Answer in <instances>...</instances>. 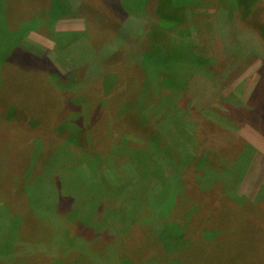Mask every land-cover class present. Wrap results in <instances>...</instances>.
I'll return each mask as SVG.
<instances>
[{"label": "rangeland", "instance_id": "1", "mask_svg": "<svg viewBox=\"0 0 264 264\" xmlns=\"http://www.w3.org/2000/svg\"><path fill=\"white\" fill-rule=\"evenodd\" d=\"M119 1L0 9V264H264V94L249 111L264 78V0ZM178 42L192 61L172 53L179 72L154 64L141 85L144 53ZM91 61L106 70L99 83L81 80ZM139 101L152 145L130 124ZM230 110L237 143L220 135ZM200 152L201 171H187ZM217 191L242 208L224 210L234 221L256 219L211 241L202 233L228 230Z\"/></svg>", "mask_w": 264, "mask_h": 264}, {"label": "trees", "instance_id": "2", "mask_svg": "<svg viewBox=\"0 0 264 264\" xmlns=\"http://www.w3.org/2000/svg\"><path fill=\"white\" fill-rule=\"evenodd\" d=\"M123 1V5L122 6H125L126 5V3L128 2V3H130L132 0H127V1H125V0H122ZM122 1H119V2H122ZM174 1H176V0H174ZM174 1L172 2V1H170L171 3H170V5L172 6V5H174L173 3H174ZM183 1H186V0H183ZM147 2V0H139L138 1V3L141 5V7H143L144 6V4ZM242 2V1H241ZM0 4L2 5L1 7H0V9H4L5 7V5H7L8 6V3H7V0H0ZM169 4V3H168ZM244 4H245V2H244ZM127 6V5H126ZM261 7L260 8H264L263 6H264V4H261L260 5ZM8 7H10V6H8ZM175 7V6H174ZM244 8H246V7H242V11L244 10ZM247 9H249V8H247ZM257 9H259V8H257ZM1 11V10H0ZM241 11V12H242ZM247 11H249V13L250 12H252V9H249V10H247ZM3 14H4V12H3ZM2 13H0V31H2L3 30V24H4V20H3V17L5 16V15H3ZM50 15H52V16H54L53 14H50ZM163 16V15H162ZM171 16H174V15H171ZM170 16V17H171ZM41 18V17H40ZM164 18H166V19H170V18H167V17H164ZM32 21L33 22H39L40 21V19L39 18H37V19H34V20H31V21H29V22H25V23H22V25L25 27L26 25L28 26V25H30L31 23H32ZM162 25V24H161ZM235 26V25H234ZM23 30V29H22ZM22 30H20V31H22ZM110 30H112L110 27H107L106 29H105V31H107V32H105L104 31V33H108ZM18 31V30H17ZM256 31H257V33L260 35V38L264 41V26H261L260 25V27H258L257 29H256ZM16 32V31H15ZM1 33V32H0ZM179 44H180V46H170V45H168V46H166L165 48H163V47H161L160 45H158V46H153V48H149V51H147V53L145 54L144 53V56H143V58H142V64L145 66V63H146V61L148 62V65H150V66H152V67H149L148 68V66L147 67H144V66H142V70L141 69H138V72H137V74H138V80L140 81V82H142L141 83V85H143L144 86V82H143V80L144 79H141V76L143 75V73H145L144 72V70L147 68V70H149V69H153L154 68V64H164V65H167V68L168 69H170L171 71H176V73L175 74H177V72H179V70L177 69L178 68V66L176 67V69H174L173 67H171L170 65H172V56H170V55H172V53L173 54H177V51H182V49H184L185 47H183L184 46V43L183 42H178ZM177 43V44H178ZM22 46H24V45H22ZM21 48V47H20ZM28 50H30L29 49V47H26ZM23 50V49H22ZM206 52V51H205ZM183 56H185L186 54H187V51H185V49L183 50ZM190 53H188V55H189ZM207 54H209V53H207ZM191 55V54H190ZM187 56V55H186ZM186 56L183 58V62L184 63H188V62H190V61H192L191 59H187L186 58ZM106 61L108 60V62H107V66L108 67H113L114 65H113V63H114V58H113V56L112 57H110V56H108V58L107 59H105ZM150 60V61H149ZM92 62V61H91ZM110 62V63H109ZM163 68H165V67H163ZM112 68H110V69H108L107 70V72L109 71V70H111ZM144 69V70H143ZM155 69V68H154ZM157 69V68H156ZM116 70L117 71H121V70H125V69H122L121 67H119V66H117L116 67ZM97 71H99V72H102V71H106V70H103L100 66H95L94 67V64H93V62L92 63H89L88 65H84V70H83V73H82V75H81V80L83 79L84 81H86V82H91L92 80L93 81H96L97 83H99V82H101L102 80H103V78H104V76H103V74L104 73H102L101 75H102V79L100 78L99 80H97V79H94V78H96V73L95 72H97ZM109 73V72H108ZM100 75V76H101ZM100 76H98V77H100ZM109 78V77H108ZM106 81V80H105ZM173 81H175V83L176 84H178V82L175 80V79H173V78H169L168 79V83H170V84H172V85H174V82ZM263 81H264V78L262 79V81L260 82V85L258 86V89L256 90V92L254 93V96L252 97V100H251V102H250V108H249V111L252 113L253 112V114L255 115V110H257L256 108H255V103L257 102V100H261L262 99V96H263V94H264V92H258L257 93V91H259V89L261 90V86L263 85ZM94 84H96V83H94ZM99 87V86H98ZM263 87V86H262ZM136 104H131V108H132V111H130V114L128 115L129 117H130V124H136V126H138L137 128V131H139V132H142L141 134H142V140H143V143H148V145H152L153 144V141H152V137H154V129H153V126L152 125H149V128H148V126H145V127H143L142 125L144 124L143 123V118H142V112H143V110H144V107H142L141 105V102L139 101V105H136ZM6 109V108H5ZM0 110H3V109H0ZM207 110V111H206ZM205 111L207 112V115H209V114H212V116L210 117V118H204L205 119V121H203L204 122V126H206V127H210L211 128V130H212V134H215V130H214V128L216 127V126H220V124H218V114H215V112L214 111H211V110H208V109H206ZM256 113L259 115V118L261 119V120H263L264 121V112L263 113H261L260 111H256ZM205 115V114H204ZM206 116V115H205ZM204 117V116H203ZM203 117H200L201 118V120H204L203 119ZM236 117H237V119H241V114H239V113H237L236 111H233V112H231V110H230V113H228V115H226V117L225 116H222V118H221V120H222V122L224 123V124H221V126H222V128L224 129L223 130V132H221L220 133V135L223 137V138H227V142H233V143H237L240 139H241V137L237 134V132H235V130H234V126L233 125H231V120H237L236 119ZM141 118H142V120H141ZM0 120H1V112H0ZM234 122H232V124H233ZM32 132H34V131H32V130H30V133H32ZM146 132V133H145ZM145 134V135H144ZM144 135V136H143ZM149 135V137H147ZM208 136V135H207ZM215 136V135H214ZM145 137H147V139H145ZM236 138L237 140L236 141H234V138ZM212 140V139H211ZM210 141V140H209ZM142 143V142H141ZM140 143V144H141ZM164 142H163V140H161V141H159V144H163ZM216 146H218V145H216L215 144V147L213 146L212 148L213 149H208V152L209 151H211V152H213V154H215L214 152H217V147ZM216 155V154H215ZM215 158V157H214ZM206 159H207V156H206V153H204V152H200L197 156H192V158L190 159V162H188V165H187V168H188V170L187 171H197V173L199 172V171H201V169H199V171H198V169H194L196 166L198 167V161H202V162H205L206 161ZM231 164V163H230ZM228 165V166H231L232 167V165ZM227 166V167H228ZM153 171V170H152ZM166 171H170V169H168V168H166ZM212 175H214L215 176V173H212ZM203 185V183L202 182H200L199 181V186H197V187H199V190L202 192V194H205V192L207 191V189H205L204 187L202 188V186L201 185ZM204 192V193H203ZM209 193H211L210 195H212V196H214V192L212 191V192H209ZM215 196H216V204H217V211H215V213H217V214H219L220 213V216H222V217H225L226 218V220H227V225L226 226H228V230H225L226 228H224V230H222L220 233H219V231H216L214 234H210L209 232L210 231H208V232H206V234H204V233H202V235H204L205 236V238L207 237V238H209V239H211V241L214 239V238H218V237H221L222 235H229V233L231 232L232 233V231L234 230V228H236L237 227V225H238V221L240 220H236V221H234L232 218H235V217H233V212H225L224 210H226V209H228V208H234L235 209V207H236V210L237 211H243L242 210V208L239 206V205H237V204H234V201L231 199V198H229L227 195L226 196H224L223 195V192H221V194L219 193V191H217L216 193H215ZM225 201H228L227 203L225 202ZM237 202V201H236ZM69 204V203H68ZM66 207H69V206H65V207H63V208H66ZM69 210V209H68ZM235 211V210H234ZM66 213H67V210H66ZM202 213V212H201ZM201 213H192V214H190V215H188V224L190 223V221L191 220H193V222H196V221H200V220H197V218L199 217V215L201 214ZM246 214L247 215H245V218L243 219H241L240 221L244 224L245 223V220H249V219H256L255 217L254 218H250L249 216H252L250 213H248L247 211H246ZM34 216V215H33ZM195 220V221H194ZM209 223H210V225L209 226H211V227H214V222L215 221H213L212 220V222H210V221H208ZM208 223V224H209ZM208 224H206L207 225V228H208ZM160 230V229H159ZM214 231V230H213ZM151 234H152V232H151ZM153 234H157V230H155V231H153ZM182 235V234H181ZM148 236V235H147ZM202 239H204V237L202 238ZM207 242H209V241H207ZM207 242H205V243H207ZM202 244H204L203 243V241H202ZM59 263V262H58ZM73 264V263H72Z\"/></svg>", "mask_w": 264, "mask_h": 264}]
</instances>
